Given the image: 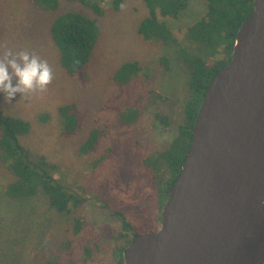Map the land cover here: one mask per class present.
Masks as SVG:
<instances>
[{"label":"rangeland","instance_id":"1","mask_svg":"<svg viewBox=\"0 0 264 264\" xmlns=\"http://www.w3.org/2000/svg\"><path fill=\"white\" fill-rule=\"evenodd\" d=\"M205 7L204 0H190L181 18L169 20L184 46L196 53H202L203 46L189 42L185 28ZM103 8L105 14L98 16L88 6L69 0H61L57 11L43 9L33 0H0V46L34 53L53 71L45 93H18L11 102L0 93L1 104L7 113L22 114L31 121L27 142L63 160L56 177L88 196L72 214L56 211L42 190L31 198H11L4 193V185L12 173L0 162V264H47L50 258L58 264H119L122 250L114 233L122 220L113 211H123L138 233L161 225L156 184L140 170V163L145 154L167 146L176 135L182 104L189 95L190 68L176 47L150 43L139 35L138 25L149 13L144 0H125L119 10L106 2ZM65 10L93 16L101 26L85 77L68 76L60 66L50 29L56 14ZM162 55L169 65L161 61ZM132 59L147 65L148 77L134 79L124 88L112 74ZM71 100L78 103L79 128L74 135H63L58 118L47 125L38 118L44 110L56 114L57 105ZM127 103L141 107L132 124L119 118ZM157 112L170 116L169 127L158 120ZM95 126L105 132L96 150L82 153L80 145ZM109 147L112 152L95 166V160ZM73 215L87 221L78 233L71 224Z\"/></svg>","mask_w":264,"mask_h":264},{"label":"water","instance_id":"2","mask_svg":"<svg viewBox=\"0 0 264 264\" xmlns=\"http://www.w3.org/2000/svg\"><path fill=\"white\" fill-rule=\"evenodd\" d=\"M205 90L161 225L124 264H264V0Z\"/></svg>","mask_w":264,"mask_h":264},{"label":"trees","instance_id":"3","mask_svg":"<svg viewBox=\"0 0 264 264\" xmlns=\"http://www.w3.org/2000/svg\"><path fill=\"white\" fill-rule=\"evenodd\" d=\"M46 10L57 11L61 0H33ZM80 2L98 15L105 14L103 3H110L114 10H119L125 0H69ZM205 11L189 23L186 36L189 42L203 46L202 53L192 52L182 43L178 31L170 24V19L177 20L188 10L190 0H144L149 13L138 25L139 35L147 42L176 47L182 61L190 68L188 82L189 95L183 102L182 119L176 135L165 147L155 148L145 154L140 170L148 174L157 188L158 219L170 197V187L181 172L191 144L195 118L205 94V90L215 74L231 60L237 32L255 7L254 0H204ZM51 35L58 48L60 66L71 77L86 76L94 48L101 32L99 21L77 10H65L56 14L51 24ZM161 61L169 65L165 55ZM147 65L138 59L121 63L112 74L113 80L126 87L134 79L148 77ZM161 96V94H158ZM0 95V162L12 173L4 185V193L14 199L31 198L42 190L48 204L56 211L72 214L88 196L85 191L78 192L63 179L56 177L64 162L52 158L42 148L27 142L32 128L31 121L22 114L7 113L1 104ZM56 114L48 110L39 113V119L45 125L58 118L63 135H74L79 128L78 103L67 101L56 106ZM141 112L139 103L125 104L119 111L122 123L132 124ZM158 120L165 126L171 125L170 116L156 113ZM105 128L93 127L80 145L82 153L96 150ZM112 152L105 149L95 160L98 166ZM107 206V204H106ZM122 220L121 228L114 233L118 248L122 254L119 264H124L123 250L138 233L123 211H113ZM86 219L73 215L71 224L78 233L86 224ZM47 264H58L50 258Z\"/></svg>","mask_w":264,"mask_h":264},{"label":"clouds","instance_id":"4","mask_svg":"<svg viewBox=\"0 0 264 264\" xmlns=\"http://www.w3.org/2000/svg\"><path fill=\"white\" fill-rule=\"evenodd\" d=\"M123 7V5H121ZM0 54V93L6 102L16 94H43L53 80V71L46 60L27 50L14 52L4 44Z\"/></svg>","mask_w":264,"mask_h":264}]
</instances>
